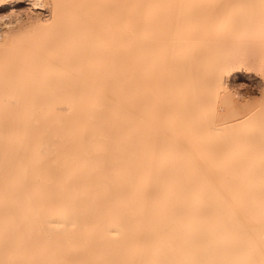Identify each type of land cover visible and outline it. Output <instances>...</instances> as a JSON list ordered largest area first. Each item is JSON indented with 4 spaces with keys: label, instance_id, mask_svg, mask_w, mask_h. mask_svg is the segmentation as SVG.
<instances>
[{
    "label": "bare ground",
    "instance_id": "obj_1",
    "mask_svg": "<svg viewBox=\"0 0 264 264\" xmlns=\"http://www.w3.org/2000/svg\"><path fill=\"white\" fill-rule=\"evenodd\" d=\"M6 1L0 264H264V0Z\"/></svg>",
    "mask_w": 264,
    "mask_h": 264
},
{
    "label": "rangeland",
    "instance_id": "obj_2",
    "mask_svg": "<svg viewBox=\"0 0 264 264\" xmlns=\"http://www.w3.org/2000/svg\"><path fill=\"white\" fill-rule=\"evenodd\" d=\"M10 0H7L6 2H9ZM24 4L20 3L16 9H23ZM0 18L6 15L5 11L6 9H0ZM3 13V14H2ZM5 13V15H4ZM2 14V15H1ZM0 21V32L6 28L5 23H1ZM4 24V25H3ZM25 29V28H24ZM5 31V29L3 30ZM3 33V32H1ZM231 73H237L236 76L242 75L245 76L247 79L237 78L233 77L232 75L229 78V88L233 93H238L239 96L245 97V98H252V99H259V93L263 89V85L260 82V74L261 71L259 69L257 70H250L244 66H241L239 68H235L231 71Z\"/></svg>",
    "mask_w": 264,
    "mask_h": 264
}]
</instances>
